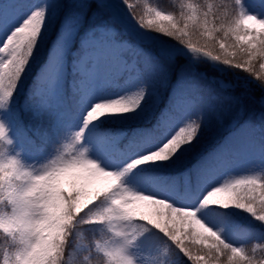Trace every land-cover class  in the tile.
Masks as SVG:
<instances>
[{
  "label": "rangeland",
  "instance_id": "1",
  "mask_svg": "<svg viewBox=\"0 0 264 264\" xmlns=\"http://www.w3.org/2000/svg\"><path fill=\"white\" fill-rule=\"evenodd\" d=\"M156 2L0 0V76L13 65L26 37L45 28L46 14L55 10L52 16L58 17V36L36 73L32 96L39 98L35 110H51L56 125L67 120L58 146L37 147L30 137L20 134L5 107L9 93L0 92V168L12 171L1 184L0 231L26 247L13 254L5 252L1 264H45L53 254L52 241L62 238L66 226L59 218L65 203L55 192L64 189L73 176L81 175L90 187L104 180V172L125 176L133 161L156 151L179 126L190 136L199 131L201 126L194 119L199 113L208 112L207 118L215 114L221 140L196 164V179L192 181L191 171L168 182L142 172L124 181L129 191L193 208L211 190L252 181L264 172V94L244 92L235 82L236 74L218 70L217 63L200 53L176 50L158 38L154 27L168 12ZM258 13L253 8L241 21L240 44L251 45L260 38L263 30L256 19ZM83 31L84 38L77 43ZM77 48L80 55L71 60ZM69 72L78 75L76 81L67 80ZM122 76L124 81L116 83L114 78ZM66 83L72 93L79 91L75 103L80 106L74 119ZM109 114L120 115L123 123L144 124L156 118L152 138L127 139L123 129H102L100 121ZM123 191L120 187L115 203ZM111 217L109 239L97 242L93 252L112 255L123 264H182L179 255L171 258L168 243L153 246L152 239L133 226L122 209ZM198 218L215 232L229 228L220 211L200 212ZM263 235L240 226L227 239L239 245L252 238L261 240ZM76 249H85L82 240Z\"/></svg>",
  "mask_w": 264,
  "mask_h": 264
},
{
  "label": "trees",
  "instance_id": "2",
  "mask_svg": "<svg viewBox=\"0 0 264 264\" xmlns=\"http://www.w3.org/2000/svg\"><path fill=\"white\" fill-rule=\"evenodd\" d=\"M149 1L152 3V0ZM154 1L166 6L168 12L167 17L154 27L158 38L166 40L176 50L200 53L207 61L217 63L218 70L236 74L235 82L240 88L246 89L244 92L264 94V0ZM253 6L259 7L257 16L263 31L251 45L240 44L237 39L244 34L241 21ZM53 12L55 10L50 9L46 14L45 28L34 36L26 37L13 65L0 76V92L9 93L6 107L20 134L31 137L32 144L45 150L54 146L56 140L59 141L52 126L54 116L51 110L36 111L39 98L32 94L37 86L36 73L44 64L52 41L58 36V17H53ZM82 38L84 31L77 37V43ZM79 52L77 48V53L69 58H77ZM141 70L145 73L142 65ZM69 78L74 79L75 75L69 74ZM65 89L71 97L70 111L74 115L79 93H72L67 83ZM208 114L199 113V116L194 117L201 126L194 135L190 136L184 131L178 133L157 152L134 161L125 176L107 173L104 180L91 187L82 176H73L64 189L55 192L65 203L59 218L65 221L66 226L62 238L52 241L53 254L47 257L45 264H123L112 255L92 251L97 242L103 243L109 239L108 226L117 209L125 211L131 224L139 227L142 233L146 232L153 246L169 243L171 258L179 255L182 264L262 263L264 235L261 240L252 238L239 246L229 243L227 237L240 226L252 227L264 233V172L252 181L231 183L224 189L210 191L191 209L176 208L172 202L153 195L133 193L124 185L127 177L142 172L167 181L191 171L194 181L196 164L214 150L221 140L217 133L216 116L210 114L207 118ZM122 118L109 114L101 119L100 125L103 129L122 128L128 138L139 135L140 127H144L143 131L147 132L145 136L151 131L153 121L139 124L128 120L123 123ZM56 132L59 134L61 130ZM2 143L0 137V145ZM11 173L9 167L0 168V191L3 179ZM120 187L124 191L115 203ZM205 211L222 212L229 222V228L225 232L208 229L198 218L199 213ZM79 240L84 242L85 249H76ZM25 248L23 242L13 243L0 231V264L5 252L13 254Z\"/></svg>",
  "mask_w": 264,
  "mask_h": 264
}]
</instances>
